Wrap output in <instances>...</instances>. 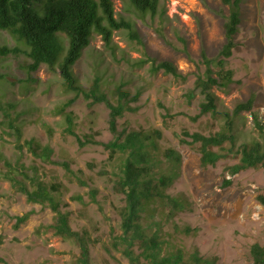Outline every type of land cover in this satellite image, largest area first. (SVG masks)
<instances>
[{
	"label": "rangeland",
	"instance_id": "obj_1",
	"mask_svg": "<svg viewBox=\"0 0 264 264\" xmlns=\"http://www.w3.org/2000/svg\"><path fill=\"white\" fill-rule=\"evenodd\" d=\"M113 3L115 15L130 18L137 37L125 28L115 30L110 49L101 35L94 33L73 69L85 86L98 70L103 88L110 94L121 82L131 94L140 89L138 99L132 102L137 108L125 111L118 127L158 128L160 145L179 152L178 174L168 191L189 203L171 218H162L161 232L168 240L165 246H179L186 253L197 250L214 258V264H252L249 247L264 239V206L257 199L259 193L264 194V168L229 173L226 166L238 160L235 155L202 166L199 152L181 141L184 129L209 133L222 122L208 113L193 119L202 97L197 90L192 97L186 94L196 73L204 69L201 49L215 57L225 42L228 4L222 0H159L154 16L147 13L140 17L127 11L128 0ZM240 17L235 46L226 61L233 70V81L226 87H213L220 108L231 115L238 101L253 97L251 110L232 115L237 143L258 135L253 112L264 122V0H241ZM4 43L12 46L16 40L0 29V44ZM142 57L172 61L186 74L185 79L162 70L151 72V61L137 62ZM26 60L24 52L0 56V264H72L78 253L70 239L50 229L36 231L40 224L52 222L55 212L46 204L28 201L4 177L9 164H24L27 172H37L47 182H59L60 191L55 193L61 210H69L71 226L86 228L92 238H98L90 245L92 264H126L120 251L105 247L112 232L119 229L118 207L124 201L123 194L113 189L108 150L99 143L80 145L75 135L65 131V120L54 107L73 93L63 89L58 71L45 64L30 77L24 68ZM5 101L15 106L6 109ZM67 109L74 113L75 131L81 139L85 132L104 141L112 137L104 103L90 105L80 96ZM9 118L21 128L20 143ZM31 137L52 147L48 160L35 156L24 144V139ZM64 160L71 172L62 165ZM225 178L231 179L229 185L223 184ZM92 187L96 189L94 200ZM26 211H31L30 216L16 226L15 216ZM175 223L193 229L185 232L176 229Z\"/></svg>",
	"mask_w": 264,
	"mask_h": 264
},
{
	"label": "trees",
	"instance_id": "obj_2",
	"mask_svg": "<svg viewBox=\"0 0 264 264\" xmlns=\"http://www.w3.org/2000/svg\"><path fill=\"white\" fill-rule=\"evenodd\" d=\"M222 1L229 6L225 42L215 57H209L205 49H201L204 69L196 73L193 87L186 94L192 97L197 90L202 97L199 111L193 119L208 113L222 119V122L218 129L209 133L184 129L181 141L199 152L202 166L215 165L219 159L229 155L237 156L236 162L226 166L229 173H235L248 167L264 168V122L253 112L258 135L237 143L238 133L232 115L251 110L253 97L238 101L231 115L228 109L220 108L213 90V87H226L233 81V70L226 66V61L235 46L234 36L241 20V0ZM128 4L127 11H133L140 17H145L147 13L154 16L159 0H128ZM115 12L113 0H0V29L7 30L16 40L12 46L0 44V56L24 52L27 56L24 68L29 76L42 64L52 71H58L63 89L73 93L54 107V112L65 120V131L75 135L80 145L99 143L108 150L113 189L123 194L124 201L118 207L119 229L112 232L109 244H105L107 249L120 251L127 260L126 264H214V258L203 256L197 250L186 253L182 247L173 245L170 249L165 246L168 240L161 232L162 218H171L189 202L168 191L178 174L180 154L173 147L160 145V129L118 127V119L125 111L137 108L132 102L138 99L140 89L131 94L130 89L121 82L110 94L104 90L98 70L88 86L74 72V64L89 46L94 33L100 34L105 46L110 49L113 48L115 30L125 28L133 37H137L130 18L123 14L116 16ZM146 61H151V72L162 70L185 79L186 74L170 60L142 57L137 62L143 64ZM115 91L117 94H114ZM80 96L90 105L102 102L107 106L108 128L112 134L109 140L96 139L93 132H85L81 139L76 133L74 113L67 107ZM4 104L6 109L15 106L10 101ZM6 115H10L8 111ZM9 120L20 143L21 128L12 118ZM24 144L43 160H48L53 152L49 144H42L34 137L24 139ZM4 162L9 164L8 161ZM61 163L66 170L72 171L68 161ZM9 165L4 177L24 193L28 201L46 204L55 212L53 221L40 224L36 231L50 229L54 234L70 239L78 247L72 264H92L90 245L98 238H92L86 228L75 229L71 226L69 210H61L59 194L55 193L60 191L59 182H47L39 178L37 172H27L23 169L24 164ZM78 180L86 183L80 178ZM230 183V178L223 180L224 185ZM90 194L94 200L96 189L90 188ZM257 199L264 206V194L259 193ZM30 213L26 211L16 215L15 225L24 222ZM176 224L175 228H180ZM180 229L190 232L193 228L185 224ZM249 254L252 264H264V239L253 242ZM0 261H3L1 257Z\"/></svg>",
	"mask_w": 264,
	"mask_h": 264
}]
</instances>
